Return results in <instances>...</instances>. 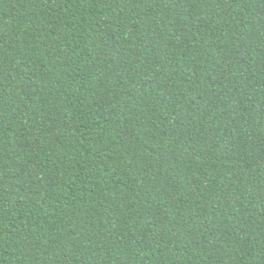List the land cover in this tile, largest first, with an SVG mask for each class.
<instances>
[{"label":"trees","instance_id":"1","mask_svg":"<svg viewBox=\"0 0 264 264\" xmlns=\"http://www.w3.org/2000/svg\"><path fill=\"white\" fill-rule=\"evenodd\" d=\"M0 264H264V0H0Z\"/></svg>","mask_w":264,"mask_h":264}]
</instances>
